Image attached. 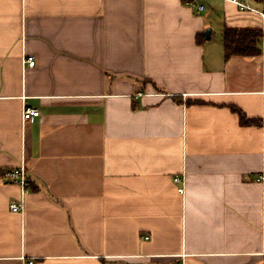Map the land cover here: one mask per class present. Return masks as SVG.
<instances>
[{
  "label": "crops",
  "instance_id": "1",
  "mask_svg": "<svg viewBox=\"0 0 264 264\" xmlns=\"http://www.w3.org/2000/svg\"><path fill=\"white\" fill-rule=\"evenodd\" d=\"M211 1L0 0V264H264L262 57L212 45L262 21Z\"/></svg>",
  "mask_w": 264,
  "mask_h": 264
},
{
  "label": "built area",
  "instance_id": "2",
  "mask_svg": "<svg viewBox=\"0 0 264 264\" xmlns=\"http://www.w3.org/2000/svg\"><path fill=\"white\" fill-rule=\"evenodd\" d=\"M234 3H236L238 6L241 7L242 10L250 11L252 13L258 14L261 18L262 21V30L264 32V12L256 10L252 8L247 2H244L243 0H231ZM200 9H203V6L199 7ZM262 67H263V73H264V37L262 40ZM23 63L30 66L34 67L36 64V60L34 56H24ZM40 116V111L35 108L31 107H24L23 109V120L24 121H33L35 118ZM2 179L11 182L14 184H17L21 187L22 189V197L20 202H13L11 204V209L13 211H21L24 206V196L25 194L29 191L32 181L29 177L27 168L25 164L19 165L17 167L7 169L3 171L2 173ZM175 183H183V179L180 176H176L174 178ZM180 193H184L185 188L184 186L179 187ZM28 264H34V261L30 260L28 261Z\"/></svg>",
  "mask_w": 264,
  "mask_h": 264
},
{
  "label": "trees",
  "instance_id": "3",
  "mask_svg": "<svg viewBox=\"0 0 264 264\" xmlns=\"http://www.w3.org/2000/svg\"><path fill=\"white\" fill-rule=\"evenodd\" d=\"M264 32L262 28H232L226 27L224 30V49L226 59L233 56H260L262 54V40ZM239 114L242 124L252 123L244 112L239 108H234Z\"/></svg>",
  "mask_w": 264,
  "mask_h": 264
},
{
  "label": "rangeland",
  "instance_id": "4",
  "mask_svg": "<svg viewBox=\"0 0 264 264\" xmlns=\"http://www.w3.org/2000/svg\"><path fill=\"white\" fill-rule=\"evenodd\" d=\"M201 1L203 2L204 5H206L208 11L213 10V4L211 0H201ZM243 1L246 2V0ZM252 3L254 4L252 6L255 7L256 2L254 0H251V4ZM220 20L216 22L215 33L212 38V45H215V48L219 47L220 50H222V48L224 47V37L220 32V28H221L220 26L223 23Z\"/></svg>",
  "mask_w": 264,
  "mask_h": 264
},
{
  "label": "water",
  "instance_id": "5",
  "mask_svg": "<svg viewBox=\"0 0 264 264\" xmlns=\"http://www.w3.org/2000/svg\"><path fill=\"white\" fill-rule=\"evenodd\" d=\"M209 34H210V31L208 30V31L206 32V35L209 37Z\"/></svg>",
  "mask_w": 264,
  "mask_h": 264
}]
</instances>
